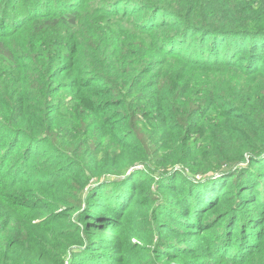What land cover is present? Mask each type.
<instances>
[{
	"label": "trees",
	"instance_id": "trees-1",
	"mask_svg": "<svg viewBox=\"0 0 264 264\" xmlns=\"http://www.w3.org/2000/svg\"><path fill=\"white\" fill-rule=\"evenodd\" d=\"M210 1L180 0L173 6L168 0H105L85 14L90 12L96 27L105 21L107 36L90 32L87 37H81L86 31L76 30L81 9H72L67 13L58 11L55 19L41 20L46 30L58 32L43 47L26 46L25 53L20 55L11 42L0 40V90L5 91L0 95V136H8L6 147L16 144L21 137L24 144L20 148V161L23 159L26 164L31 154L29 145L47 142L53 150L65 153L66 158L73 157L71 162L81 169H84L81 160L73 156L81 151L93 153L110 146L108 151L112 155H124L113 165L99 169L97 176L122 174L127 178L140 170L136 165H146L159 175L160 169L169 172L174 169L172 165H181L193 173L206 175L220 170L236 175L237 179V172L233 171L239 162L249 155L255 163L264 154V86L253 87V83L264 81V0H241L237 5L231 0H221L218 8L211 7ZM82 5L80 8H89L88 4ZM138 11V16L126 19ZM32 13L35 17L39 14L46 17L36 10H31ZM215 13L218 14L212 15ZM15 16L11 18L13 23L20 18ZM167 17L177 19L170 21ZM24 22L12 28L14 31L21 28L14 36L29 27L22 25ZM5 26L0 24V30ZM7 32L13 33L10 29ZM85 37L89 41H83ZM111 38H114L112 43ZM34 47L37 51L31 56ZM22 57L28 61L24 62ZM67 57L76 68L84 67V72L91 76L88 80L102 83L83 86L91 88L98 97L91 94L92 99L90 95L84 104H72L71 113L78 110L85 114L68 123L64 117L54 120L51 116L55 110L52 94L58 90L51 89L54 70ZM153 67L159 68L157 77L143 81ZM109 108L111 114H100ZM158 150H165L166 157L161 159ZM196 150L199 154H194ZM8 154L12 153L0 149V164L7 161ZM147 159L153 166L147 165ZM35 161L42 170L32 183L42 184L41 178L51 161L43 158ZM14 163L16 181H25L19 180L18 162L13 161L9 166ZM93 168L84 169L77 180H88ZM237 185L245 193L241 200L252 196L248 200L264 207V185L257 186L251 177ZM76 186L73 195L61 203L64 216L80 211L83 225L89 230L108 225L106 217L96 221L91 215L83 217L88 212L90 198L81 191V185ZM7 188L0 181V192ZM214 198L213 195L207 203H212ZM223 198L225 194L212 204L218 206ZM42 201L39 199V204L29 206L26 195L12 194L0 203L9 214L11 225L16 226V220H21L17 209L53 213L61 208L52 200ZM236 217H230L231 224ZM20 229L11 231V244H0L4 258L1 264L52 261L53 254H44L40 240L34 241L32 253L19 260L10 257L14 246L26 242ZM233 251H238L237 246L230 254Z\"/></svg>",
	"mask_w": 264,
	"mask_h": 264
},
{
	"label": "rangeland",
	"instance_id": "rangeland-1",
	"mask_svg": "<svg viewBox=\"0 0 264 264\" xmlns=\"http://www.w3.org/2000/svg\"><path fill=\"white\" fill-rule=\"evenodd\" d=\"M102 1L105 0L99 2L97 0H0V24H6L0 30V40L11 42L12 48L17 49L20 55L25 53L26 46L43 47L48 39L56 38L58 32L46 30V24L41 20L55 19L57 18L55 13L58 11L67 13L72 9H81L78 18L79 27L76 29L80 32L86 30L80 34L81 37H87L90 32L105 34V21L96 27L97 22L90 16V12L85 14L89 9H97ZM178 1L180 0H168V3L173 5ZM220 1L211 0L209 5L214 8L221 7ZM231 1L235 5L236 2L241 3V0ZM80 4H83L82 6L88 4L89 8H80ZM31 10L44 13L46 17L42 14L35 17L34 13L31 15ZM132 10L136 11L134 8ZM138 14L139 11L133 15L129 14L126 19L131 20ZM216 14L218 13L212 15ZM14 15L20 17L16 23L11 21ZM31 17L34 18L30 19ZM177 17L166 19L175 21ZM161 18L164 19L163 16ZM211 18L216 17L211 16ZM18 22L20 24L24 22L22 25L29 27L18 36H14V33L21 29L12 30L19 25ZM9 29L13 35L7 32ZM86 37L83 41L87 42L89 40ZM113 40L114 38H111L110 43ZM35 47L31 50V56L37 51ZM22 59L24 62L28 61L25 57ZM84 60L87 61L85 58ZM71 61L67 57L58 63V67L54 70L55 77L52 78L51 88L58 89L52 94L51 101L55 110L52 111L51 116L54 120L64 117L63 120L67 123L85 114L78 110L73 114L70 108L72 104L80 106L88 97L90 98L91 88L83 86L102 84L101 81L88 80L91 76L84 72V67L81 66L80 70ZM158 72L159 68L153 67L152 72L146 75L143 81L154 80ZM19 77L23 79L20 74ZM262 86L264 81L253 83V87ZM1 90L0 95H4L5 91ZM92 95L93 98L98 97L96 94ZM111 109L100 114L109 115ZM7 138L8 136H0V149L12 153L5 156L7 161L4 164H0V181L8 187L4 192H0V200H7L12 194H24L29 206H34V203L39 204V199L52 200L54 204L61 205L64 199L73 195L76 185H81V191L90 198L88 212L83 217L91 215L95 221L106 217L108 224L104 227L98 226L96 230H89L83 225V218L79 216L80 211H73L65 217V208L61 205L59 206L61 208L55 207L53 213L45 211L43 213L40 209H17L21 220H16V226H12L8 212L3 210L4 206L0 203V244H11V231L16 228H21L20 235L26 240L12 248L10 257L19 260L32 253L34 241L40 240L45 248L44 254L53 255L52 261L43 260L39 264H264V207L253 200H248L252 196L247 200H241L243 191L241 186L237 185V182L246 181L251 177L257 186L263 187L264 154L258 161L262 164L251 162L252 158L249 155L239 162L233 171L237 172V179H235L236 175L223 173L220 170L206 175L193 173L182 168L181 165H172L174 169L169 172L160 169L159 175L156 174L157 171L147 169L146 165H136L140 170L124 178L122 174L95 175L99 169L108 164L113 165L116 160L124 156L112 155L111 150L108 151L110 146L103 151L100 147L98 152L81 151L76 156L73 155L81 160L80 164L84 169L94 166V170L90 171L92 173L90 178L80 182L77 177L83 175L84 169L71 162L73 157L70 155L66 158L65 153L62 151L58 153L49 143L44 142L33 147L29 145L31 154L29 153V159L24 164L25 160L20 161L23 139L19 137L16 144L6 147ZM158 154L161 159L166 157L165 150H158ZM194 154L199 153L196 150ZM24 158H27V155ZM37 158L51 161V165L41 178L45 184L32 183L38 179L41 172L39 170H42L35 161ZM149 160L147 159L148 162ZM13 161L18 162L21 176L19 180L25 181H16L13 176L15 163L9 166ZM147 165L153 166L150 162ZM259 170L261 174L254 173ZM29 175H31L30 179L27 178ZM210 175L214 176L211 179L205 178ZM224 194L225 198L218 206L212 204L218 196ZM213 195L215 197L213 202L207 203ZM234 211L236 213L233 215ZM235 215L237 217L231 224L229 219L232 216L235 218ZM30 228L35 231L31 232L28 230ZM234 246H237L238 251L230 254ZM56 258H59V261ZM3 259L0 254V264Z\"/></svg>",
	"mask_w": 264,
	"mask_h": 264
}]
</instances>
